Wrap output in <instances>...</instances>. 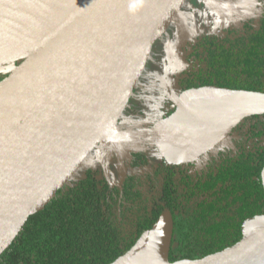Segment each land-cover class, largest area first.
<instances>
[{
  "label": "water",
  "instance_id": "95a60500",
  "mask_svg": "<svg viewBox=\"0 0 264 264\" xmlns=\"http://www.w3.org/2000/svg\"><path fill=\"white\" fill-rule=\"evenodd\" d=\"M186 1L0 0V255L94 148L108 179L102 150L126 141L118 119L151 47ZM23 14L31 18L14 29ZM261 114L264 94L187 89L154 124L149 145L166 163L187 164ZM242 232L231 247L170 262L173 220L165 210L113 264H264V216L245 221Z\"/></svg>",
  "mask_w": 264,
  "mask_h": 264
},
{
  "label": "trees",
  "instance_id": "16d2710c",
  "mask_svg": "<svg viewBox=\"0 0 264 264\" xmlns=\"http://www.w3.org/2000/svg\"><path fill=\"white\" fill-rule=\"evenodd\" d=\"M183 60L174 77L178 94L206 85L264 94V4L238 28L190 40ZM231 134L223 149L236 146L234 140L239 146L223 155L217 167L216 160L205 169L206 181L213 182L211 192L200 182L204 174L191 187L190 175L178 171L177 178H186L176 197L170 173L174 166L158 157L162 165L157 162L154 183L162 182L161 197H142L155 184L148 182L146 162L131 163L124 180L128 197L119 201L106 197L107 185L99 178L97 164L88 166L28 217L0 255V264H113L165 210L173 220L170 262L201 259L233 245L243 238L245 221L264 216V115L241 121Z\"/></svg>",
  "mask_w": 264,
  "mask_h": 264
},
{
  "label": "rangeland",
  "instance_id": "374dc122",
  "mask_svg": "<svg viewBox=\"0 0 264 264\" xmlns=\"http://www.w3.org/2000/svg\"><path fill=\"white\" fill-rule=\"evenodd\" d=\"M258 5L257 0H187L183 4L166 32L151 47L143 72L120 116L117 130L120 127L132 138L129 137L130 140L126 142L117 140L119 150L114 147L111 151L106 148L102 150L103 164L110 162L115 155L121 157L118 153L123 154L124 149L121 151V148L125 145L129 147L126 156L131 152L146 150L143 146L145 143L140 142L145 139L148 141L152 130V127L147 129L149 124L162 118L177 99L174 77L184 65L183 50L187 43L198 36L218 34L224 29L239 27L240 23L257 12ZM136 140L138 143L133 142ZM97 150L94 148L91 151L71 178L81 177L88 166H95L99 161ZM116 164L112 161L110 166L113 182H119L115 172L121 163Z\"/></svg>",
  "mask_w": 264,
  "mask_h": 264
},
{
  "label": "flooded vegetation",
  "instance_id": "af4514ba",
  "mask_svg": "<svg viewBox=\"0 0 264 264\" xmlns=\"http://www.w3.org/2000/svg\"><path fill=\"white\" fill-rule=\"evenodd\" d=\"M258 4L259 5L260 4H264V0H259L258 1ZM206 86H214V85H206ZM219 88H223V87H219ZM134 89H133V92H134ZM189 89H191V88H189ZM185 90H187V89H185ZM171 105H172V109L170 108L163 115V117L160 118V119L166 118L168 115H170L172 113V111L174 110V107H175V103H172ZM262 115H264V114L256 115V116H249V117H259V116H262ZM249 117H246L245 119H247ZM119 119H118V122L117 123H119ZM245 119H243V120H245ZM155 120L156 121H154V122L156 123L159 119L158 120L155 119ZM154 122H152V123L149 124V126L147 128L148 130L151 127H152V130H153V128H154L153 126L155 124ZM239 124H240V122L220 142H218L216 145L210 147V149L207 150L204 154H202L201 156H199L197 159H195V160H193V161H191V162H189L187 164H182V165H173V164L166 163L164 161V159L162 158V156L157 151V149L155 147H151L149 145L150 140H151V137L150 136H149L147 142H146L147 139L142 140L140 142V143H142V142L145 143L143 145L145 147V149H146L144 152H138V151L137 152H133V153L132 152L131 153L129 152L130 154H128L126 156V151L129 150V147L126 146V145L123 146L121 148V151H122V149H124L123 150V154H122V152L121 153H118V155H120L121 157H118V156L115 155V156L112 157V160L107 163L106 169H107L108 179H106L104 177L103 167H101V165H100L99 162L96 163L97 164V166H96L97 169L96 170H97L98 174L100 175L99 178H101L103 180V182L107 185V191H106V195L107 196L106 197H119L118 198L119 201H121V197H128L127 195L124 194V189L126 188L125 187L124 180L127 177L128 171H130L131 168H132L131 167V163H132V165H133V163H137V164L141 165L142 163L146 162L145 163V166H146L145 173L146 172H149L150 173V176H151L150 177V181L148 180V182L149 183H154V180L156 178V177H154V170L156 171L159 168V167H157V166H159V164L162 165V163H161V161H160L159 158H161L162 159V162H164L165 164L170 165V166H174L173 169H171V172L170 173L173 174V177L171 178V182L173 181L175 196L177 195L176 191L179 193V191H181V189L183 188L182 187V184H181V180L185 182V179L184 178H186V177H183V176H180L181 179L180 178H177L176 177V174H179L178 171H181L184 174L190 175L189 182H190L191 187H194L193 184L196 181V179L201 178L202 175L204 174L203 178L200 179V182H203V184L205 185V188H207V191L211 192V187H212V183L213 182L211 181V178L208 179V182L206 181L207 178L205 176V173H206L205 172V169L206 168H210V166L213 165L216 160L217 161L215 163V167H217V162L219 161V159L223 155H225L226 153L232 152L234 150V148H237L239 146V145H237V142L238 141L235 143V140L234 139H233L234 140V144H236V146L235 145H232V146H229L227 149H223V146H222L224 143H226V140L228 139V137H230L232 135L231 134L232 131L235 128H238L239 127ZM119 132H122L123 134H125V137H126L125 139L126 140H130L129 139L130 136H128L125 131H122L120 127H119ZM130 138H132V137H130ZM123 142H126V141L123 140ZM133 142L134 143L135 142L138 143L137 140L136 141H133ZM116 149L119 150V147H116ZM212 151H214V152H213L212 155H210V152H212ZM112 161H115L117 163L116 165H118L119 163H121L120 164V168L117 169V172H115V174H117V179L119 177V182H113L112 179H111V177H110V173L109 172L111 170L110 166H111ZM157 162H160V163L158 164ZM163 166H165V165H163ZM150 167L152 168L151 171H149V169H148ZM137 172L140 175L143 174L142 173L143 172L142 169H138ZM213 177L215 178V177H217V175H213ZM186 183H188V181ZM154 184H155L154 188H152V190H149V193H144L142 197H161L160 195H162V193H161V191H162V187H161L162 182L159 180V183H154ZM132 191L135 192V190H132ZM236 243H234V244H236ZM233 245H231V246H233ZM231 246H228V247H231ZM228 247H226V248H228Z\"/></svg>",
  "mask_w": 264,
  "mask_h": 264
},
{
  "label": "bare ground",
  "instance_id": "6f19581e",
  "mask_svg": "<svg viewBox=\"0 0 264 264\" xmlns=\"http://www.w3.org/2000/svg\"><path fill=\"white\" fill-rule=\"evenodd\" d=\"M30 18H31V15H29V14H23L21 16H19V15L15 16L14 19H16V20H15V23H13V28L16 29V30H20L21 31L23 26H24V24L27 21H29ZM101 143L103 145H107L109 142L103 141Z\"/></svg>",
  "mask_w": 264,
  "mask_h": 264
}]
</instances>
